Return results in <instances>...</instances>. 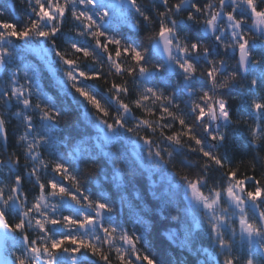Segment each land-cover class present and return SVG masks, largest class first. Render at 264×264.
I'll list each match as a JSON object with an SVG mask.
<instances>
[{
    "label": "snow or ice",
    "instance_id": "1",
    "mask_svg": "<svg viewBox=\"0 0 264 264\" xmlns=\"http://www.w3.org/2000/svg\"><path fill=\"white\" fill-rule=\"evenodd\" d=\"M25 3L0 20V264H154L102 181L147 231L125 176L160 170L153 197L175 220L183 188L208 264H264V0ZM241 148L250 172L223 154Z\"/></svg>",
    "mask_w": 264,
    "mask_h": 264
},
{
    "label": "trees",
    "instance_id": "2",
    "mask_svg": "<svg viewBox=\"0 0 264 264\" xmlns=\"http://www.w3.org/2000/svg\"><path fill=\"white\" fill-rule=\"evenodd\" d=\"M25 10V0H0V12L4 13L3 16H0V20L23 23ZM188 34L190 37L201 35L195 26L192 27ZM117 82L120 81L117 80ZM129 86L131 87V85ZM13 147H15L14 139L10 142V150ZM223 154L226 159L235 161L240 166L241 173L251 171L250 168L246 167L247 161L241 163L240 159H250L254 154L246 156L242 148L228 149ZM261 155H264V153H261ZM257 163L264 165V162ZM96 166L98 173L100 170L110 173L113 167L103 157H98ZM257 171H259V168ZM164 175L163 170L157 171L153 174L151 181L146 173L125 176L126 186L124 194L132 202L135 210L149 221L151 227L147 231H144L139 224L134 222L133 216L127 209L121 212L119 202L121 193L114 189L108 181L103 180V189L111 198L112 219L121 230L135 232L138 235V246L141 250H146V254L151 256L154 264H208V252L211 251V241L204 235L207 224H203L201 228L195 227L189 212L188 203L184 199L183 188L177 189L178 196L175 207L178 210L175 212V220L169 215L171 203L169 197L167 195H158L154 198L150 191L152 183L155 182L158 194L165 193L169 188V183L161 178ZM218 178L219 173L213 172L209 176V182H215ZM96 179H102V177L98 175ZM173 182L178 183V180L173 178ZM27 187L30 186L26 185ZM84 188L91 192L93 196L97 195L93 178L89 177L85 180ZM186 231L190 232L187 243H185ZM169 233H175L172 239H169Z\"/></svg>",
    "mask_w": 264,
    "mask_h": 264
},
{
    "label": "rangeland",
    "instance_id": "3",
    "mask_svg": "<svg viewBox=\"0 0 264 264\" xmlns=\"http://www.w3.org/2000/svg\"><path fill=\"white\" fill-rule=\"evenodd\" d=\"M187 201V200H186ZM187 203H188V201H187ZM189 212H190V214H191V216H192V218L194 219V214L191 212V210L189 209Z\"/></svg>",
    "mask_w": 264,
    "mask_h": 264
}]
</instances>
